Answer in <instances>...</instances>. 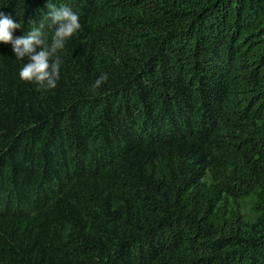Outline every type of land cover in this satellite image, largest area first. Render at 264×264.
Here are the masks:
<instances>
[{
	"label": "trees",
	"instance_id": "16d2710c",
	"mask_svg": "<svg viewBox=\"0 0 264 264\" xmlns=\"http://www.w3.org/2000/svg\"><path fill=\"white\" fill-rule=\"evenodd\" d=\"M51 2L55 89L0 43V264H264V0Z\"/></svg>",
	"mask_w": 264,
	"mask_h": 264
},
{
	"label": "clouds",
	"instance_id": "9594fccd",
	"mask_svg": "<svg viewBox=\"0 0 264 264\" xmlns=\"http://www.w3.org/2000/svg\"><path fill=\"white\" fill-rule=\"evenodd\" d=\"M47 18L54 31L49 42L41 23L33 27L26 35L14 36V32L22 27L10 14L0 12V43L13 46L17 60H27L19 71L21 80L37 85V90H52L57 87L60 79L62 59L60 51L66 42L77 34L82 25L80 18L70 7H57L49 0ZM107 80V74L101 75L93 85L100 87Z\"/></svg>",
	"mask_w": 264,
	"mask_h": 264
}]
</instances>
